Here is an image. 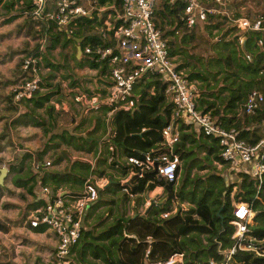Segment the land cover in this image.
Listing matches in <instances>:
<instances>
[{
  "label": "trees",
  "instance_id": "trees-1",
  "mask_svg": "<svg viewBox=\"0 0 264 264\" xmlns=\"http://www.w3.org/2000/svg\"><path fill=\"white\" fill-rule=\"evenodd\" d=\"M15 1L19 0H9L6 3L14 4ZM210 1L204 0L208 6L223 7L215 0ZM2 2L3 0H0V4ZM97 2L100 6L115 3L119 7L121 0H97ZM159 5L154 21L170 46L171 55L176 59L179 68L186 72L189 80L202 82L201 86L198 85V108L203 112H210L226 128H237L240 137L248 142L258 141L264 136L262 125L264 103L252 115H239L238 108L245 103L253 89L260 88L264 92V47L258 45V40L264 38V32H248L246 42L241 46L237 37L239 30L236 26H232L222 36L212 40L210 36L213 35V29L221 30L223 23L221 13L209 14L206 21L189 28L182 20L185 7L183 1L171 3L170 0H161ZM33 8L31 0H24L23 12L28 15L31 27H38L40 32L37 33H41V37L44 31L49 35L50 44L47 49H55L59 46L65 50L70 44H77V39H81L79 45L82 46V56L77 59L75 55L74 58L81 67L98 69L99 76L105 79L106 83H110L111 66L108 60L99 59L97 54H87L85 51L87 46L95 49L97 46L106 47L116 44L114 39H104L96 34L95 30L102 26L98 17L77 18L74 23V34L69 36L59 31L53 20L45 22L34 20ZM205 32L208 35L203 34ZM198 33L206 39L210 50H214L216 56L208 61L197 58L196 62L192 63L189 59L194 58L191 50L195 47L192 45L197 41ZM246 53L252 55L251 60L246 57ZM36 55L42 57L40 52ZM42 59L49 60L48 57ZM47 64L54 69L60 67L56 68V65L49 61ZM47 64L46 67H49ZM38 65L41 66L40 62ZM54 77L51 73L47 77H41L32 97L26 99V107L33 117H37L36 108L44 107L55 94L61 93V86H55L52 82ZM152 88H154L153 93ZM166 89V83L161 82L159 78H142L134 91L136 108L131 111L117 110L113 114L110 119L112 130L107 137V143L104 144L97 133L100 129H103V133H108L104 118L112 107L105 104L99 107L104 117L96 116L95 127L86 135L71 133L66 129L54 133L46 127V133L51 134L45 147L49 143L58 145L59 142H56L58 138L80 151L95 150L96 154L99 153L97 166L94 168L89 162L74 161L64 171L51 170L45 167L43 155L46 154L47 149L42 148L34 155L30 153L25 157H35V161L40 164L39 172L30 169L21 174L22 168L13 166V170L17 172L14 184L18 187H26L30 193H33L40 184L49 186L55 194L64 189H70L72 194H79L89 174L104 176L113 169L120 171L123 177L127 178L132 169L128 164L130 157L143 158L148 152L158 154L152 150L163 141L162 132L171 123L174 111ZM101 92L105 96L107 91L104 89ZM14 94L15 92L11 97ZM29 103L34 107L31 108ZM54 111V105L47 106L46 112L51 125L54 124ZM37 121L44 127L47 124L44 120L37 119ZM176 123L181 132L176 152L185 164L189 162L191 165L189 176H186L179 186L178 179L175 182H167L157 177L154 172L147 173L137 182L135 179L128 183L117 179L122 190H129V193L125 191L126 199L130 195L152 192L157 186L163 187V191L145 214L138 212L131 216L119 215L110 223H106V217L101 220L98 216L99 221L96 224L89 223L91 215H88L87 227H84L81 240L74 248L76 254L72 258V264H152L158 260H167L176 252L184 253L186 260L194 264H206L210 259L219 261L223 258V254L218 250H226L233 245L232 235L235 230L233 221L236 219L233 213V192L237 202H246L255 211L256 214L249 225V235L262 240L264 244V181L259 188L258 182L250 174L238 171L236 172L238 181L223 187L214 183L210 175L211 169L215 170L212 162L225 164L221 156L219 138L206 135L196 125L181 119ZM110 146L114 147L113 153ZM199 152L206 153V160L199 157ZM101 165L105 167L102 168ZM194 167L210 170L204 176L192 175ZM178 174L180 175V170ZM214 177L215 181H224L219 173ZM110 179L111 184L100 190V198L101 193L114 183L115 178L112 174ZM2 194L3 188H0V201ZM174 200L179 202L177 211L164 217V213L173 210ZM99 202L101 199L97 200V203ZM38 204L39 202H35L33 210ZM182 204L186 207H182ZM154 207L160 208V211L153 210ZM89 224L91 228L87 229L90 227ZM0 231H9L8 224L1 218ZM1 257L2 255H0V264H11L2 261ZM234 262L264 264V258L255 257L249 252H239L234 256Z\"/></svg>",
  "mask_w": 264,
  "mask_h": 264
},
{
  "label": "built area",
  "instance_id": "built-area-1",
  "mask_svg": "<svg viewBox=\"0 0 264 264\" xmlns=\"http://www.w3.org/2000/svg\"><path fill=\"white\" fill-rule=\"evenodd\" d=\"M33 3L32 16L38 22L53 20L59 31L73 35L75 20L79 17H100L104 39H114L115 45L97 46L95 49L87 46V54H97L99 59L108 60L111 66L110 83L106 89L105 105L112 107L107 112V119H111L117 110L131 111L136 108L134 91L138 82L144 77H156L166 83V92L173 103L174 111L171 123L163 130V141L157 146L153 154L148 152L143 158L130 157L131 165L129 178L143 179L147 173L154 172L157 177L167 182H175L181 167L180 155L176 152V145L181 139V132L177 120L196 125L206 135L219 138L221 156L234 172L243 171L252 176L261 187L264 181V136L255 143H250L240 137V131L226 128L222 122L212 116L210 112H203L198 108L197 82L187 78L183 69L179 68L176 59L171 55L170 46L164 39L162 31L156 26L154 18L158 7L157 0H121L119 10L115 13V3L100 6L97 0H31ZM87 1L88 4L83 2ZM183 1L185 4L182 20L187 27H195L208 19L209 14L224 13L226 0H215L218 5L208 6L204 0H170L171 3ZM105 14V16L103 15ZM239 30L238 42L243 46L246 35L250 31L264 32V14L254 13L250 16H238L230 19ZM102 26V27H103ZM123 45V46H122ZM259 47H264V38L258 40ZM126 51H132L127 57ZM251 60L252 55L246 53ZM41 57L36 54L24 56L20 82L14 87V98L21 100L31 98L39 86L41 77L38 64ZM154 92V88L151 89ZM75 101H85L88 108L97 109L100 106L98 97L87 98L80 92ZM264 103V92L260 88L253 89L245 103L238 110V114H255ZM262 125L264 126V120ZM113 153L114 147L110 146ZM75 158L88 160L85 152H74ZM113 155L111 156V158ZM89 161V160H88ZM39 163L34 162V168L39 169ZM52 165V161L45 162V167ZM131 178V180H130ZM110 180L88 178L83 190L79 194H54L49 186H42L39 192V204L30 216V225L37 228L40 225L51 228L58 239L55 251L51 253L45 264H72L74 248L79 244L86 212L89 206L99 199L100 190L109 185ZM129 193V190H125ZM232 193L235 227L232 235L233 245L226 249H219L223 254L221 260L210 259L206 264H235L234 256L239 252H249L255 257L264 258V244L262 240L249 235V225L255 216V211L246 202H237ZM179 202L174 200L171 212L164 213L167 217L175 213ZM182 207H186L182 204ZM152 264H194L186 260L184 253L176 252L167 260H158Z\"/></svg>",
  "mask_w": 264,
  "mask_h": 264
},
{
  "label": "crops",
  "instance_id": "crops-1",
  "mask_svg": "<svg viewBox=\"0 0 264 264\" xmlns=\"http://www.w3.org/2000/svg\"><path fill=\"white\" fill-rule=\"evenodd\" d=\"M7 1L9 0H3V2L0 4V133L3 131V133L0 134V154L5 151V148H14V137H23L21 134L28 131H35V136H41L45 139L44 144L40 145L42 146L41 148H74L73 146L63 143L58 138L56 139V142H59L58 145L49 143L48 146L45 147L48 140V134L45 131L46 127L48 128V130H51L54 133H58L64 130L57 129V118L58 114L61 111H68L67 103L64 101L62 103L61 109H59V105L57 103H54V101H56L55 99H57L58 103H61V93L55 94L51 98L50 102L46 103L44 107L36 108L35 110L37 117H33L31 115L32 113H29L30 111H28L26 107L27 98L16 100L14 98V95L13 97H11L14 93V87L20 82L22 72V59L24 58L26 53L31 50V47L35 45V43H38V41L42 43L43 45H41L45 49L44 51L40 52V54H42V57L44 58L47 57L48 53H51L55 49H60V47L58 46L55 49L50 50L46 48L47 45L50 44L49 35L44 31L41 37V33H37L40 32V29H37L38 27H31L32 24L28 19V15L26 14V12H23L24 0L15 1L14 4L6 3ZM221 8L223 9V7ZM226 9L228 10V12H235L236 10V8L232 4H230V2L227 3ZM104 29H106V26L101 27V31ZM100 34H102V32H100ZM76 41L78 43V39ZM72 45L73 44H70L68 47ZM126 52V58L132 55V51ZM81 56L79 52L76 54L77 59H80ZM48 61L55 64L56 68H58L57 66H60L57 70H61L63 67L62 63L56 64L55 61L53 62L50 58ZM48 61L45 60L46 64L48 63ZM47 68L51 69L50 66ZM86 68H88L91 72L98 74V78H96V81L102 80V78L99 76L98 69H92L88 66L81 67L78 62L75 71L79 72L80 69ZM52 69L55 70L54 68ZM107 86L108 83L103 86L101 84V87H104L105 89H107ZM97 87L100 88V86ZM86 91L89 95L84 92L82 93L85 94L88 99L98 97L100 106L105 104L104 95L92 94L93 92L87 89ZM80 92H78V94ZM80 103L85 105L87 111L90 109H94L88 108L85 101H82ZM48 105L55 106V111L53 113V125L50 124L49 115L46 112V108ZM29 106L31 108L34 107L32 103H29ZM36 118L39 119V121L44 120L47 123L46 126L44 127L43 125H39ZM105 119L107 122H109L108 126H110V120L107 119V114ZM194 127L197 129L196 126ZM75 128L76 126L73 128L74 131H69V129L66 130L71 133H77L79 128ZM108 136H105V138L101 140L103 144L107 143ZM31 140H33V138H22V141L26 144V147L32 146V144L29 143ZM28 153L29 152H25L23 154V159L21 158L20 163H11V168L9 167V174L5 180V185L2 187L3 194L0 201V218L8 224L9 231H0V255H2V261L11 262V264H45L51 253L55 251L58 243L55 232L51 228L43 226L44 228L42 227L38 229L33 228L30 225V216L33 212L35 202H38L39 200V192L42 186L39 184L37 186L38 188H35L34 192L30 193L26 187H18L14 184V179L17 172L13 170V166H20L22 168L21 174H24L27 170L31 169H26L23 164V161L24 159H26L25 157ZM31 154L34 155V153ZM34 160L32 169L34 172H39L34 168ZM2 161L3 159H0V163H2ZM56 167V171H62L59 170V165H56ZM48 168H50V166ZM9 182H11L12 184H9ZM30 185L31 183H29V186ZM157 187H159L161 191H163V187ZM81 189L83 190V188ZM65 192H69L70 194L72 191L70 189H64L59 190V192H57L56 194H65ZM159 193H157V199ZM144 200H146L145 197ZM151 201L152 203H154L156 200L152 198ZM90 209L91 206H89L87 209L85 222H87V217L89 215ZM148 209L145 210V213L148 211Z\"/></svg>",
  "mask_w": 264,
  "mask_h": 264
},
{
  "label": "rangeland",
  "instance_id": "rangeland-1",
  "mask_svg": "<svg viewBox=\"0 0 264 264\" xmlns=\"http://www.w3.org/2000/svg\"><path fill=\"white\" fill-rule=\"evenodd\" d=\"M229 2L236 8V10L235 12L234 11L229 12L228 17L224 13L221 14L222 21H223L221 30L213 29L212 31L213 35L210 36V39L212 40L219 38L230 27L234 26L233 21L230 19L236 18L238 16H250L254 13L264 14V0H228L227 3ZM83 3L86 5L88 4L87 1H84ZM160 3H161V0H157L158 7H160L159 5ZM118 10H119L118 5H115V9L113 10V12L115 13ZM103 15L105 16V14ZM98 20L102 24V20L99 16H98ZM101 27L96 29L95 31H96V34H99L102 36V34H100V32H102ZM203 34L208 35L207 32ZM41 44L42 43H40L39 41L38 43H35V45L31 47V50L28 53H26L25 56L27 55L29 56L31 54H36L37 52L44 51L45 48H43L42 47L43 44L42 45ZM48 46L49 44L47 45V47ZM79 46H80L79 43H77V44H73L72 46L68 47L65 51H62V48H60V49L53 50L51 53H48L47 57L50 58L53 62L55 61L56 64L57 63L63 64V67L61 70H57V69L53 70L52 68L51 69L47 68L46 62L41 57L40 76L47 77L49 76L50 73L51 75H54L55 77L52 81L53 84L55 86L56 85L61 86V95H60L61 103H58L57 99H55L57 102L54 101V103L55 104L57 103L59 105V109H61L62 103L64 101L67 103L68 111H61L58 114L57 129L58 130L69 129V131H74L73 128L76 126V128H79L77 132L78 134L86 135L87 133L92 131L93 128L95 127L97 123L96 116L104 117V113L100 110V108L90 109L87 111V108L85 107V105L75 101V97L78 95V92L80 91L89 95L86 89L93 92L92 94L102 95L101 91H103L105 88L101 87V84L102 86L105 85L106 81L105 79H102V81L100 80L96 81V78H98L97 77L98 74L91 72L88 68L80 69L79 72L75 71L77 68V62L74 56L79 52ZM192 46H195L191 50L194 55V58L189 59L191 60L192 63L196 62L197 58L201 60L205 59V61L206 60L208 61V60H212V58L216 56L215 51L210 50L211 49L209 48L210 46L207 44L206 39L203 38V36H201V33H198V39L195 42V44ZM79 53L81 56V52ZM196 66L200 68L198 63H196ZM187 70H190V69H187ZM201 84H202L201 81L197 82V86L198 85L201 86ZM97 86H100L101 89L98 88ZM239 109L240 108H238V110ZM106 124H107L108 133H103V129L98 130L97 134L101 136V139L105 138V136H108V134L112 130L111 126H108L109 122L106 121ZM2 133L3 131L0 134ZM50 134L48 135V137H50ZM21 135L23 137L21 136L14 137L13 139L14 148H5V151L0 154V159H3L2 163H0V168L2 167L11 168L12 162H19V163L21 162L20 160L25 152H29L28 154L30 153L35 154L38 150L42 149L41 148L42 146L40 145L44 144L45 139L41 136H35L36 135L35 131H28V132L22 133ZM22 138H33V140L29 142L30 144H32V146L26 147V144L23 143ZM46 149H47L46 154L43 155V162L52 161V165H50V169L55 170L56 165H59L60 166L59 170L64 171L74 161L89 162L92 164V167L94 168L97 166V159L99 158L98 157L99 153L96 154L95 150L92 152L83 150V152H85L86 158L89 160L88 161V160H81V159L75 158L74 152L80 151L75 148H46ZM199 157L206 160V153L199 152ZM34 159L35 157L24 159L23 161L24 167H26V169H29V168L32 169ZM212 165L215 167V170L211 169L212 174L210 175H212L211 178L213 182L219 184V186L223 187L224 185H229L231 182L239 180V177L236 174V170L233 172L228 165H222L218 161H213ZM101 166L102 168L105 167L104 165H101ZM191 170H192V167L189 164V162H186L185 164L184 160L183 161L181 160L180 175H179V179L177 180L178 186L182 183V180L186 176H189V173L191 172ZM209 170L210 169L201 170L197 167H194L192 171V175H201V176L203 175L204 176L208 174ZM216 173H219L221 176H223L224 181L222 180L215 181L214 176ZM111 174L115 178L114 183H112V185L106 191H103L101 193V198L99 197V199H101V202L99 203L96 202L97 204L94 203L96 205L94 204L91 205V209L89 210L90 211L89 215H91L89 219V223L96 224V222L99 221L98 216H100L101 220L103 219V217H106V223H110L119 215L131 216L138 212L145 213V210L153 205L151 199L153 198L157 200V193L161 192V189L157 187V189L152 192H144L136 196L130 195L128 196V199H126L124 195L126 194L125 191L122 190L119 184L117 183L118 180L122 181L126 177H123L120 171H116L113 169L109 170V172L104 176H98L97 174H89L87 179L88 178L100 179L101 177H104L105 179L110 180L109 181L110 182L109 185H110L111 184V179H110ZM129 176H127V178H129ZM9 184H12V183L9 182ZM142 196H144L146 200H144V197ZM158 198H159V195H158ZM153 210L160 211V208L154 207ZM89 226L90 227H88L87 229L91 228V224H89ZM84 227H87L86 222H84ZM75 254L76 253L74 251L73 256H75Z\"/></svg>",
  "mask_w": 264,
  "mask_h": 264
},
{
  "label": "water",
  "instance_id": "water-1",
  "mask_svg": "<svg viewBox=\"0 0 264 264\" xmlns=\"http://www.w3.org/2000/svg\"><path fill=\"white\" fill-rule=\"evenodd\" d=\"M82 42L81 39H78V43L80 44ZM79 52L82 53V46H79ZM9 174V168L2 167L0 168V188L5 185V180ZM69 194V192H65L64 195Z\"/></svg>",
  "mask_w": 264,
  "mask_h": 264
}]
</instances>
